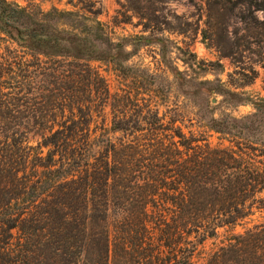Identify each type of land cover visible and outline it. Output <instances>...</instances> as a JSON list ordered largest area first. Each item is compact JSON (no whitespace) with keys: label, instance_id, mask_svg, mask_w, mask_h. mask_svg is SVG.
<instances>
[{"label":"trees","instance_id":"1","mask_svg":"<svg viewBox=\"0 0 264 264\" xmlns=\"http://www.w3.org/2000/svg\"><path fill=\"white\" fill-rule=\"evenodd\" d=\"M127 1L154 21L145 9L168 0ZM208 3L228 19L239 10L241 28L230 31L228 22L222 33L226 56L255 52L264 69V0ZM51 14L0 0L2 33L34 55L59 58L48 67L0 63V264H195L219 229L264 208V138L250 124L212 118L210 130L233 138L214 146L152 102L127 109L130 96L111 94L91 65L107 59L90 50L104 36L61 29ZM97 101L113 109L109 132L90 125ZM32 119L58 126L24 125ZM205 264H264V223L229 232Z\"/></svg>","mask_w":264,"mask_h":264},{"label":"rangeland","instance_id":"2","mask_svg":"<svg viewBox=\"0 0 264 264\" xmlns=\"http://www.w3.org/2000/svg\"><path fill=\"white\" fill-rule=\"evenodd\" d=\"M9 1L38 6L44 12L53 11L49 18L61 29L92 37L102 34L104 41L100 40L90 50L98 49L96 54L107 59L91 60V65L107 80L111 94L130 96L132 103L127 109L136 107V100L142 106L152 102L161 115L167 114L166 120L170 116L177 118V124L185 132L204 135L214 146H230L233 138L210 130L207 125L212 118H227L239 126L250 124L255 130L254 136L264 138V107L262 103L256 106V102L264 99V69L253 62L255 52L238 61L240 56H226L220 45L228 22L230 31L241 28L239 10L228 19L222 11H212L208 0H168L145 9L154 18L150 21L142 19L127 0ZM144 22L151 27H146ZM205 29L209 32L207 38L202 32ZM109 54L115 56L114 61L108 59ZM57 59L34 55L0 31V63L5 66L22 60L48 67L58 64ZM5 78L14 81L10 75ZM35 86L43 85L36 82ZM35 99L30 101V106L39 110L41 105ZM98 101L90 125L100 134L111 130L113 109L110 104L99 106ZM255 112L257 118L240 121ZM40 124L58 126L54 121L24 122L25 126L40 127ZM115 136L117 134L109 133V137ZM36 138L37 135L33 140ZM261 223H264L262 207L255 208L254 213L236 227L219 229L216 237L208 238L200 246L195 264H205L208 254L222 244L229 232L244 231Z\"/></svg>","mask_w":264,"mask_h":264}]
</instances>
